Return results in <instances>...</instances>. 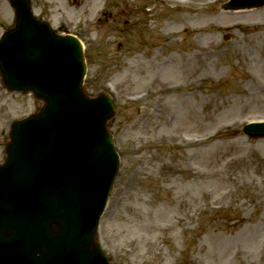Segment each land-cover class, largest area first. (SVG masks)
Returning <instances> with one entry per match:
<instances>
[{"label":"rangeland","instance_id":"1","mask_svg":"<svg viewBox=\"0 0 264 264\" xmlns=\"http://www.w3.org/2000/svg\"><path fill=\"white\" fill-rule=\"evenodd\" d=\"M228 1L32 0L82 42L85 91L116 101L120 169L98 231L111 264H264V138L240 131L264 120V33L189 32L197 8L213 26ZM247 11L236 19L264 20ZM12 25L0 0V36ZM36 109L0 83V162L9 124Z\"/></svg>","mask_w":264,"mask_h":264},{"label":"water","instance_id":"2","mask_svg":"<svg viewBox=\"0 0 264 264\" xmlns=\"http://www.w3.org/2000/svg\"><path fill=\"white\" fill-rule=\"evenodd\" d=\"M8 1L15 28L0 44L3 82L9 90L33 91L43 106L32 120L13 124L5 147L0 264H107L93 236L117 168L106 130L114 106L107 96L85 97L76 40L36 22L29 0ZM246 134L261 137L264 127Z\"/></svg>","mask_w":264,"mask_h":264},{"label":"bare ground","instance_id":"3","mask_svg":"<svg viewBox=\"0 0 264 264\" xmlns=\"http://www.w3.org/2000/svg\"><path fill=\"white\" fill-rule=\"evenodd\" d=\"M176 2H179L180 0H175ZM186 1H192V0H186ZM199 1L200 0H196ZM203 11L202 8H197L196 9V14H197V19L198 21L195 23L196 26L193 25L191 27V31L189 32H202L206 31L207 28H211L213 31H220V30H226V31H231V30H240L242 32H254L256 35H261V33H264V20L256 22V23H246V22H241L238 21L236 18L237 16H249V11H237L233 12L231 14H226V15H220L219 17V22L217 24H214L211 26L207 22H202L201 19L202 17L200 16V13ZM220 75V74H219ZM191 81H196V80H201V81H209L211 79V76H209L208 73L203 74L199 78H195L193 72L190 75ZM219 78V77H218ZM248 81L249 82H258L257 78L253 75L248 76ZM200 83V82H197ZM199 86V84H198Z\"/></svg>","mask_w":264,"mask_h":264}]
</instances>
